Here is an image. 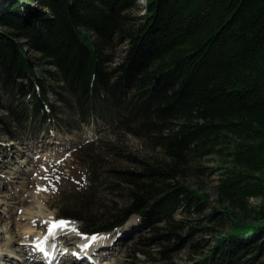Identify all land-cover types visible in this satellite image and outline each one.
Masks as SVG:
<instances>
[{"label":"trees","instance_id":"16d2710c","mask_svg":"<svg viewBox=\"0 0 264 264\" xmlns=\"http://www.w3.org/2000/svg\"><path fill=\"white\" fill-rule=\"evenodd\" d=\"M18 1L0 8L1 89L30 97L41 120L44 109L48 119L57 115L48 90L65 95L72 124L93 114L119 134L87 145L88 156L104 164L103 150L129 153L132 169L107 170L106 178L127 197L122 214L93 204L88 229L112 233L138 214L165 264H177L167 255L171 242L191 244L192 264H264V0H147L138 30L125 16L137 0H34V11ZM121 40L128 48L110 67ZM124 136L148 154L121 150ZM208 157L220 164L202 167ZM186 171L217 174L212 192L189 190L178 180ZM251 198L261 204L249 220ZM83 199L78 206L90 210L92 200ZM206 210L213 226L189 223ZM218 216L228 223L220 238L210 234ZM202 229L214 241L209 249L202 235L192 242ZM138 252L146 255L134 245L128 254Z\"/></svg>","mask_w":264,"mask_h":264},{"label":"rangeland","instance_id":"374dc122","mask_svg":"<svg viewBox=\"0 0 264 264\" xmlns=\"http://www.w3.org/2000/svg\"><path fill=\"white\" fill-rule=\"evenodd\" d=\"M13 1L14 0H10V2H8L6 0L5 2V0H0V8L3 7L4 9H6L7 6H11V4L14 3ZM146 1L147 0H137V6L129 10L125 14V16H128L130 18H128V20H130L133 26L136 27V30H138L137 24L141 23L147 15ZM18 2L19 6L21 7L27 5L30 6L33 11L37 9L34 0H19ZM5 3H7L8 5H6ZM2 30L3 29L0 27V32H2ZM137 35H140V31ZM127 48V41L121 40L118 43V45L115 47L113 55L114 59L111 61V64L109 65L110 67H114L113 65H116L117 61L124 56ZM42 70V67H33V75L39 79L43 78ZM16 81L18 82L20 80L17 79ZM54 92L56 93V91ZM54 92L48 90L46 97L48 98V101L55 107L57 114L56 118L59 123L66 126L69 122H72V120H70V111H66L63 107V99H66L67 97L65 95H58L57 93V95H54ZM31 100L32 99H30V97L21 96L20 94L15 93L13 90L8 89L5 91V89H1L0 86V176L2 175V177H0V229L3 227V224H5V222H8V227L11 230L12 236L17 233L14 231V228H18L15 227L18 221H15L14 219L17 218V215L13 214L17 213V210L21 206L28 205V207H34L35 204L33 205V203L35 202V199L41 200L40 196L37 193L33 194L30 200L28 199V195L25 196L23 193H18L20 189H24L26 187L28 178L33 179L37 174H40V176L43 178V183L48 188L46 190V194L47 196H49L48 201L50 209L54 212H57L56 203L60 202L58 201L59 198L62 197V194L65 192V190L69 188V181L72 179L74 180L77 177V173H79L81 170L78 165H75L72 162L69 154L67 153V147L70 144L72 145L76 143L78 140L80 142V136L85 135L83 138L87 137L89 135L88 131L90 130L91 132H93V134H97V132L101 129L100 132H102L103 134L102 138L104 140V143H109L112 141L115 142V139L119 138L117 137L119 134L115 135L113 133H108L105 127L98 129L96 128V126L92 127V121L90 122L91 128L88 131L86 128L87 126L82 123L75 126L68 125V130L63 129L65 127H60L57 122H55V124L46 126L47 124L45 125V123L48 122V117L46 116L47 114H49L48 109H44L45 116L43 117L44 119L41 120L40 114L37 113L38 110H41V108L39 107V105H34ZM26 105L28 107H26ZM24 108L28 110L22 112L21 110H24ZM38 117L40 118L38 119ZM62 119L66 121H63ZM5 123L9 126V128L4 125ZM44 126L48 127L50 130L47 135H44L43 132L40 131L43 130L42 128ZM82 131L83 133L79 135ZM8 132L9 134H7ZM7 135L8 138H6ZM122 140L123 146L120 143L118 145L119 147L122 146V148H120L121 150L123 149V151L127 150L129 152H133L134 156H145L148 154L147 149L141 147L138 140L133 139L131 136H124L123 139H120V141ZM35 150L39 151L37 153L52 151V155L56 162L34 165L32 152ZM103 154L106 157L103 160L104 168L106 170H115V175L118 174V172H122L126 169H132L131 165L127 163V160H125L126 157L124 156H128L129 153L117 151V149H114L111 151L103 150ZM48 157L50 156L48 155ZM200 164L202 167L215 168L220 164V162L216 158L208 157L202 159L200 161ZM16 168L19 169L20 176L17 179H12V172H14ZM28 173H30V176L27 175ZM108 173L110 172H107V174ZM217 179V174L196 176L191 172L186 171L184 175L179 177L178 180L181 181V183L185 184V186H187L189 190L195 191V193L197 194H210L212 192V187L216 183ZM28 184L30 183L28 182ZM32 184L33 182L30 185ZM30 189L31 187L27 186L25 192H29ZM101 189L102 191L96 190L92 194L87 196L88 200H92L90 210L85 211V207H76L78 210L77 213L79 215L78 218H81L84 221L93 219V217H91V215H93L95 211L93 204L102 205L101 208L105 210L108 208H115V211L113 212L115 216H119L122 214V207L125 204L127 197H125L124 194L122 195L117 187H112L111 184L108 185V182L107 184H105V189L104 187H101ZM51 191H53L52 194ZM19 194H21V196H19ZM6 195L9 197L13 195L14 197H11L13 199H5ZM47 196L45 197L48 198ZM19 197H27L28 201L25 204L20 205L18 203V200L20 199ZM5 202H7V204H4ZM45 203L49 210V205L46 200ZM260 204L261 202L257 198H251L248 200V216L250 217L247 218L249 220H252L251 218L254 214V211L257 210V207L260 206ZM17 206L20 207L18 208ZM224 207H226L225 204L222 206V209ZM14 208H16V212ZM23 209L20 211V215H22ZM88 214L91 218H88ZM97 214L100 215V212H98ZM207 214L208 210L204 211L203 214L199 216L192 215L189 219V223L199 229L213 226V223H209L208 221L203 219V217L207 216ZM180 217L181 216L178 210L174 214V218L180 219ZM133 221H135V219H131L129 222ZM256 221L257 220L252 221L250 222V224H254V226L261 224L255 223ZM19 222L23 223L21 217L19 219ZM135 222L129 225L135 226ZM215 222H220L221 225L218 226L219 230L217 229V226L214 227L216 233H210L211 236L220 238L228 234V229H225V227L227 226L225 224L227 223V220L225 221L223 217L220 218L218 216ZM137 224V227L133 228L132 231L125 234L124 240H120L117 242L115 241L116 244L115 242L111 244L112 246H114L115 250L111 254H109L110 256L104 262H107V264H163L161 263L163 261L157 255L159 248L162 245L155 244L154 241L148 242V238L150 239L151 237L149 229H147L142 223ZM38 225L39 223L35 227L41 228L40 225ZM19 229L21 231V228ZM246 229L247 230H245V232L249 231L252 228ZM187 230L188 229H185L182 232V236L186 237ZM205 234H207L205 230H200L199 233L195 234V238L192 242L195 243V240H199L198 236L202 235L201 237L207 240V248L209 249L214 245V241H212V239L210 238V234ZM108 235L109 242L106 243L107 245L110 243V239L113 234L111 233ZM2 242V239H0V245H2ZM133 245L136 249L140 250V252L144 251L146 253V256L139 252L135 255V257L129 255L128 251L133 248ZM190 245L191 244L187 242L176 244H173L172 242L168 243L167 247L169 248L167 255L174 263L192 264V259L196 258V253L194 252V249L191 250ZM108 246L111 247L110 245Z\"/></svg>","mask_w":264,"mask_h":264},{"label":"bare ground","instance_id":"6f19581e","mask_svg":"<svg viewBox=\"0 0 264 264\" xmlns=\"http://www.w3.org/2000/svg\"><path fill=\"white\" fill-rule=\"evenodd\" d=\"M52 159V157H48V154L43 155V159L42 160H49ZM12 179H17L20 176V172L19 169H15L14 172H12ZM29 183L31 184L32 181H29ZM19 196H21V194H19ZM11 197H14L13 195L9 196H5V199H9ZM20 198V197H19ZM39 198V197H38ZM13 199V198H11ZM28 201L27 197H21L18 200V203L21 204H25ZM4 204H7V202H5ZM9 204V203H8ZM35 204L34 207H28L23 209L22 211V215H21V219L23 221V223L21 222H17L15 227L21 228V231L19 233H15L14 236L11 235V230L8 227V222H5V224H3V227L0 229V239H2V245H0V253H5L6 255L9 256H13L16 255L17 253H25L24 251V246H28L29 245V239L30 237H32V235L35 233L34 228H36L35 226L38 224V222H36V218H43L45 221H49V223L55 219H53V214L51 217H48L47 214L44 212H50L48 210V207L46 206L45 200H38L35 199V202L33 203V205ZM51 215V214H49ZM75 228L78 229V225L75 221H72ZM48 223V224H49ZM39 226V225H38ZM68 227H73L72 223L68 224ZM113 233V232H112ZM9 234V235H8ZM108 234L111 233H102V234H97L95 241L93 242V236L92 238H89V246L92 245H96L99 244L101 242H99L100 240L104 241L105 244L108 243ZM38 239L36 240H31L30 241V246L34 245L35 243H37L39 240H41V236L39 234H37ZM21 256V255H18ZM96 261V260H94ZM70 262L74 263V261L70 260Z\"/></svg>","mask_w":264,"mask_h":264},{"label":"snow or ice","instance_id":"6c2138e0","mask_svg":"<svg viewBox=\"0 0 264 264\" xmlns=\"http://www.w3.org/2000/svg\"><path fill=\"white\" fill-rule=\"evenodd\" d=\"M68 224H69V221L67 219H64V218L55 219L49 223L47 230L49 233H52L57 228H66ZM82 235H87V234L84 233ZM95 239H96V236L93 235V242L95 241ZM81 247L87 248L89 247V244H83L81 245Z\"/></svg>","mask_w":264,"mask_h":264}]
</instances>
